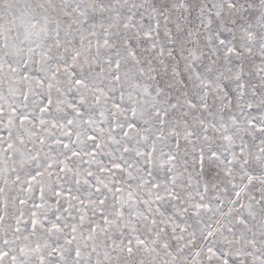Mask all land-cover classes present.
<instances>
[{"label": "snow or ice", "instance_id": "obj_1", "mask_svg": "<svg viewBox=\"0 0 264 264\" xmlns=\"http://www.w3.org/2000/svg\"><path fill=\"white\" fill-rule=\"evenodd\" d=\"M0 264H264V0H0Z\"/></svg>", "mask_w": 264, "mask_h": 264}]
</instances>
